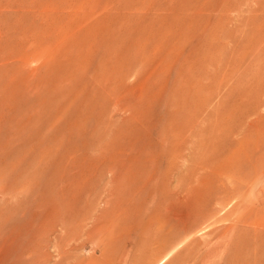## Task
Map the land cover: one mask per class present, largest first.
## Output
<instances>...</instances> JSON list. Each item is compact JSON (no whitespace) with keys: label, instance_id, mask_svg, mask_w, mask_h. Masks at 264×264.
Masks as SVG:
<instances>
[{"label":"rangeland","instance_id":"1","mask_svg":"<svg viewBox=\"0 0 264 264\" xmlns=\"http://www.w3.org/2000/svg\"><path fill=\"white\" fill-rule=\"evenodd\" d=\"M30 2L0 42V264H264L237 110L264 101V0Z\"/></svg>","mask_w":264,"mask_h":264},{"label":"bare ground","instance_id":"2","mask_svg":"<svg viewBox=\"0 0 264 264\" xmlns=\"http://www.w3.org/2000/svg\"><path fill=\"white\" fill-rule=\"evenodd\" d=\"M259 5L260 3H257L253 7V10L255 9L264 10V9H260L261 7ZM38 6L39 5L32 4L31 2L28 3V0H0V42L8 39L10 36L9 34L13 30L26 28V27H31L34 29L36 26H38L37 23L29 20V18L38 19L41 16L43 17L42 12L39 10L40 6L39 7ZM262 32H264V15L260 18L255 16V19L252 22L251 38H252V43H253V49L255 51V55L258 56L257 57L258 60H261L260 59L261 54L264 55V46L263 47L260 46L261 36L258 35L259 33H262ZM259 71H262V77H264V66L262 67V70H259ZM259 76L261 77V75ZM241 93H242L243 100H247V106L244 107V106L238 105L237 107L239 115L242 117L245 116L244 120L239 119V122H240L239 125L241 126L240 130L242 131V127H243L242 132L244 131L248 132L253 129L259 132L262 129V135H264V117L258 113L259 104L260 105L264 104V101L258 98L257 101L259 104L257 102L253 103V101L248 102V100L250 99H247V97L251 95V90H247V92L240 91L239 94ZM214 131L215 130L213 129L212 132ZM199 134H200V131H199ZM186 138L188 137L186 136ZM252 141L254 142V140ZM189 151H190V148H189Z\"/></svg>","mask_w":264,"mask_h":264}]
</instances>
